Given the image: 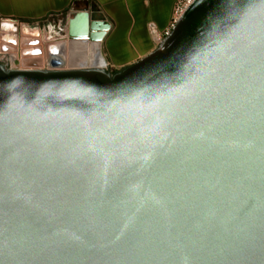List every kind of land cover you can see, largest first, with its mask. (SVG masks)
Segmentation results:
<instances>
[{
    "label": "water",
    "instance_id": "water-1",
    "mask_svg": "<svg viewBox=\"0 0 264 264\" xmlns=\"http://www.w3.org/2000/svg\"><path fill=\"white\" fill-rule=\"evenodd\" d=\"M262 20L194 0L116 73L0 62V264H264Z\"/></svg>",
    "mask_w": 264,
    "mask_h": 264
},
{
    "label": "crops",
    "instance_id": "crops-1",
    "mask_svg": "<svg viewBox=\"0 0 264 264\" xmlns=\"http://www.w3.org/2000/svg\"><path fill=\"white\" fill-rule=\"evenodd\" d=\"M177 1L0 0V19L8 21L4 24L9 20L36 21L51 15L72 16L75 12L86 10L110 23V30L102 44L114 69H122L159 46L160 38L171 23ZM151 22L156 24L159 35L150 32Z\"/></svg>",
    "mask_w": 264,
    "mask_h": 264
},
{
    "label": "rangeland",
    "instance_id": "rangeland-1",
    "mask_svg": "<svg viewBox=\"0 0 264 264\" xmlns=\"http://www.w3.org/2000/svg\"><path fill=\"white\" fill-rule=\"evenodd\" d=\"M68 19L69 17L67 14H60V15H51L48 16L47 18L36 21L9 20V22L12 24L13 27V32L11 33L13 36H15L16 39L12 41L7 40L9 43H14V47L8 44V45H3L2 49L0 48V62L8 67L16 68V69L32 68V67L34 69H46L50 66V63L47 60H45L47 59V45H49L53 41H56V42H65V45L61 50V53L63 54V58L65 59V61H67V63L65 64L66 65L65 68H70L69 64H73L79 61L80 59L79 57L81 54L78 53L77 51L69 50L67 43L68 42L67 40L69 38L65 26ZM6 22L8 21L4 19L3 20L0 19V45L2 44L1 42L3 41V37L6 35L3 33L4 32L3 24ZM59 24L61 25V27H59ZM34 35L39 38L36 40V44L38 45V50L41 53L38 54V56L41 55L42 57V60L40 58L38 61L37 59L27 60L25 57V52H23L22 50V48H26L28 46V44L23 41V38H25L26 36H34ZM88 45H89L88 50L90 53L89 54L90 61H88V63H95L101 66L102 63L100 60V48L96 46L92 48L90 44ZM101 51L106 61L111 63V61L109 60L106 54V50L102 42H101ZM42 55L45 56V59H43L44 56ZM91 55L93 56L95 55V56L92 57ZM95 60L97 62H95ZM28 61H31V63Z\"/></svg>",
    "mask_w": 264,
    "mask_h": 264
},
{
    "label": "bare ground",
    "instance_id": "bare-ground-1",
    "mask_svg": "<svg viewBox=\"0 0 264 264\" xmlns=\"http://www.w3.org/2000/svg\"><path fill=\"white\" fill-rule=\"evenodd\" d=\"M3 28H4L3 33L6 35L4 37L2 36L3 41L1 42L2 44L0 45V48L2 49L3 45H8V44H10L14 47V43H9L7 41V40L12 41V40L16 39L15 36H13L11 33V32H13L12 24L10 22L7 24H4ZM67 28H68V30L66 29V32H67V35L69 38V34H68L69 24H68ZM1 35H3V34H1ZM25 38H27V39H25ZM25 38H23V41L26 42L28 44V46L26 48H22V50H23V52H25L26 59L27 60H29V59H35L36 60L37 59V61H38L41 58V60H42L41 55L38 56V54H41V53L38 50V45L35 42L39 38L35 35L34 36H26ZM32 40H34V42ZM31 41H32V43H31ZM67 41H68L67 43H68L69 50H74V51H77L78 53L81 54L79 57L80 58L79 61H77L76 63H73V64H69L70 68H91V67L104 68L105 63H106V59H105V57L101 51V42H93L90 39H70V38ZM88 44H90L92 46V48L94 46L100 48V60L102 63L101 66L97 65L95 63H88L89 54H90L89 50H88V46H89ZM36 45H37V47H36ZM64 45H65V42H56V41L51 42L49 45H47V59H45V56L42 55V56H44L43 59L47 60L50 63V59L53 56V52H57V58L59 57L62 60H64V64L62 65V67H59V68H62V69L65 68V66H66L65 64L67 63V61H65V59L63 58V54L61 53V50H62ZM91 56L94 57L95 55L94 56L91 55ZM28 62L31 63V61H28ZM95 62H97V61L95 60ZM49 67L52 68L51 63H50ZM38 68H41V67H38ZM21 69H34V68L32 67V68H21Z\"/></svg>",
    "mask_w": 264,
    "mask_h": 264
},
{
    "label": "built area",
    "instance_id": "built-area-1",
    "mask_svg": "<svg viewBox=\"0 0 264 264\" xmlns=\"http://www.w3.org/2000/svg\"><path fill=\"white\" fill-rule=\"evenodd\" d=\"M193 1L194 0H178L177 1L176 5H175V8H174L173 18L171 20V23H170L169 27L165 30L163 37L160 38V43L165 37H167L171 33V31L174 28V26L177 23V21L180 19V17L183 15L185 10L188 8V6ZM68 17H69V19L71 18L69 15H68ZM69 19H68V21H67V23L65 25L66 29H67V26H68ZM59 27H61L60 24H59ZM149 29H150V32L152 34L159 35V31H158V29L156 27V24L154 22L149 23ZM104 69L107 70V71H112L114 68H113V65L110 62L106 61Z\"/></svg>",
    "mask_w": 264,
    "mask_h": 264
},
{
    "label": "trees",
    "instance_id": "trees-1",
    "mask_svg": "<svg viewBox=\"0 0 264 264\" xmlns=\"http://www.w3.org/2000/svg\"><path fill=\"white\" fill-rule=\"evenodd\" d=\"M123 69V68H122ZM122 69H113L112 71H110V72H112V73H116V72H118V71H120V70H122Z\"/></svg>",
    "mask_w": 264,
    "mask_h": 264
},
{
    "label": "snow or ice",
    "instance_id": "snow-or-ice-1",
    "mask_svg": "<svg viewBox=\"0 0 264 264\" xmlns=\"http://www.w3.org/2000/svg\"><path fill=\"white\" fill-rule=\"evenodd\" d=\"M262 25H264V20L261 21Z\"/></svg>",
    "mask_w": 264,
    "mask_h": 264
}]
</instances>
